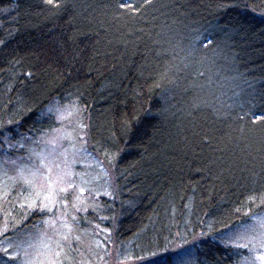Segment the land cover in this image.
I'll use <instances>...</instances> for the list:
<instances>
[{"label": "trees", "instance_id": "16d2710c", "mask_svg": "<svg viewBox=\"0 0 264 264\" xmlns=\"http://www.w3.org/2000/svg\"><path fill=\"white\" fill-rule=\"evenodd\" d=\"M64 109L111 169L76 231L133 264L246 258L226 232L264 211V0H0V153L28 157ZM6 195L16 236L53 214Z\"/></svg>", "mask_w": 264, "mask_h": 264}, {"label": "rangeland", "instance_id": "374dc122", "mask_svg": "<svg viewBox=\"0 0 264 264\" xmlns=\"http://www.w3.org/2000/svg\"><path fill=\"white\" fill-rule=\"evenodd\" d=\"M56 123L54 130L30 139L34 143H28V147L32 146L28 157L10 159L0 153V214H7L10 201L6 193L11 192L32 201L30 207L53 213L39 224V229L27 230L25 234H18L19 237L13 227L10 240L9 236L1 238L10 229L4 226L1 229L0 223V264L136 263L118 255L106 234L102 235L103 241L97 235L78 232L71 225L70 210L73 206L79 207L77 203L84 199L85 190L98 191L91 184L92 177L98 175L95 171H100L98 176L108 184L111 169L104 160L89 152L84 144L83 128L76 118L73 120L70 110H58ZM12 203L15 204V199ZM226 238L246 250L247 256L240 264H264V211L228 230ZM189 249L174 247L177 263L189 264L184 259Z\"/></svg>", "mask_w": 264, "mask_h": 264}, {"label": "snow or ice", "instance_id": "6c2138e0", "mask_svg": "<svg viewBox=\"0 0 264 264\" xmlns=\"http://www.w3.org/2000/svg\"><path fill=\"white\" fill-rule=\"evenodd\" d=\"M49 3H51V0H49ZM121 7H128V5L122 3ZM68 187L70 188V187H72V185L69 184ZM41 207H43V205H41Z\"/></svg>", "mask_w": 264, "mask_h": 264}]
</instances>
